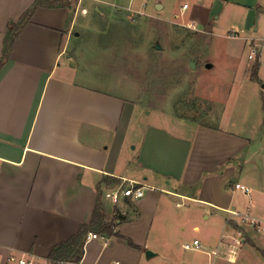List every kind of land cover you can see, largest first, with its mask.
I'll return each instance as SVG.
<instances>
[{"label": "crops", "instance_id": "obj_1", "mask_svg": "<svg viewBox=\"0 0 264 264\" xmlns=\"http://www.w3.org/2000/svg\"><path fill=\"white\" fill-rule=\"evenodd\" d=\"M35 1L0 0V62L9 23ZM66 1L37 7L0 67V264L49 257L90 224L98 200L113 232L88 231L105 238L86 234L85 264H264V233L243 221L264 223V144L253 127L264 119L227 128L221 116L218 125L147 118L141 104L83 82L63 56L86 0ZM209 14L230 15L233 33L259 41L258 75L264 0H214ZM130 181L144 195L112 199ZM190 233L204 251L180 252Z\"/></svg>", "mask_w": 264, "mask_h": 264}, {"label": "rangeland", "instance_id": "obj_2", "mask_svg": "<svg viewBox=\"0 0 264 264\" xmlns=\"http://www.w3.org/2000/svg\"><path fill=\"white\" fill-rule=\"evenodd\" d=\"M158 1L163 7H157ZM213 1L86 0L74 8L63 58L79 70L83 82L141 104L147 118L164 112L218 125L223 117L227 128L238 120L258 122L264 119V56L252 77L257 59L249 58L252 44L241 34L230 36V15L209 14ZM184 3L188 9H182ZM192 20L195 27L189 26ZM192 57L203 65L191 68ZM260 124L253 127L256 142L263 145ZM192 238L190 233L181 242ZM180 252L190 250L180 245Z\"/></svg>", "mask_w": 264, "mask_h": 264}, {"label": "trees", "instance_id": "obj_3", "mask_svg": "<svg viewBox=\"0 0 264 264\" xmlns=\"http://www.w3.org/2000/svg\"><path fill=\"white\" fill-rule=\"evenodd\" d=\"M66 0H36L32 7L23 13L19 21L9 23L8 30L5 37L3 58L0 62V67L8 58L15 38L20 34L24 25L31 19L33 11L39 6L59 7L66 4ZM253 71L252 77H256V69ZM98 230L100 232L112 233L113 229L110 225L105 224V213L102 204L98 200L95 204L94 214L90 224L81 226L79 232L71 237L68 241L60 243L55 246L50 258H63L71 260H80L84 254V238L90 229Z\"/></svg>", "mask_w": 264, "mask_h": 264}, {"label": "built area", "instance_id": "obj_4", "mask_svg": "<svg viewBox=\"0 0 264 264\" xmlns=\"http://www.w3.org/2000/svg\"><path fill=\"white\" fill-rule=\"evenodd\" d=\"M188 5H183V9H186ZM191 27H195L192 23L189 24ZM231 36H236L235 33H233ZM252 48L249 54L250 59H256L260 52L259 44L252 42ZM237 188L243 189L245 192L249 191V188L241 185L236 184ZM126 196L131 198H140L144 195V186H137L135 182L130 181L127 185L124 183L119 184L117 187L114 188V190L111 192L112 199L115 201L119 199L120 196ZM243 221L254 227L257 231L264 233V223L261 222L258 219H255L253 217H250L249 215L243 216ZM105 238L103 235H98L97 233H88L87 239H93V238ZM237 245L241 244L242 241L237 239L236 240ZM186 249H197V250H205L204 245L198 240L195 239L192 242H188L185 244ZM233 251V250H232ZM218 252L216 250L212 251V255H217ZM11 261L15 262L16 264H85L82 259L80 260H71V259H63V258H50L45 257L41 258L38 257L35 254L32 253H25L20 256L12 255L10 257ZM112 264H123L119 261H114Z\"/></svg>", "mask_w": 264, "mask_h": 264}, {"label": "water", "instance_id": "obj_5", "mask_svg": "<svg viewBox=\"0 0 264 264\" xmlns=\"http://www.w3.org/2000/svg\"><path fill=\"white\" fill-rule=\"evenodd\" d=\"M158 8H160V5L157 6ZM157 48H160L159 45L156 46ZM190 66L191 68L193 69H196L197 66H198V63H197V57H192L191 61H190ZM207 68H211L213 66L212 63H206L205 65ZM147 256H151L153 253L151 251H147Z\"/></svg>", "mask_w": 264, "mask_h": 264}]
</instances>
